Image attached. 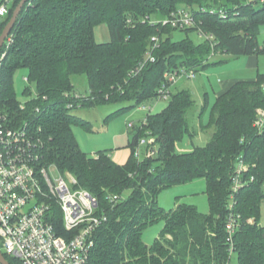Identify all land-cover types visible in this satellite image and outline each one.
<instances>
[{"label":"trees","instance_id":"trees-1","mask_svg":"<svg viewBox=\"0 0 264 264\" xmlns=\"http://www.w3.org/2000/svg\"><path fill=\"white\" fill-rule=\"evenodd\" d=\"M20 1L16 0L0 26V35ZM181 11L195 18L194 26L163 25L162 21ZM101 24L110 30L108 43L96 40L95 28ZM263 26L264 2L260 0H30L26 4L0 70V106L13 126L28 123L41 129L38 135L46 143L47 165L62 174L70 172L80 188L98 198L108 220L95 233L89 264H230L233 255L237 264H264V226L260 224L264 133L254 127L258 110L264 108V74L255 81L238 82L215 98L207 126L201 125L209 131V141L190 153L176 151L178 142L193 135L188 114L196 102L190 88L173 92L163 111L148 114L146 123L133 129L125 165L117 164L107 151L95 156L82 151L73 130L88 124L71 114L74 109L107 103L126 104L117 114L129 112L157 98L167 72L191 68L198 72L211 66L213 53L233 58L262 55ZM177 32H184L186 38L177 41ZM192 33L205 37V43L195 45ZM155 36L160 45L153 54L156 61L131 75L145 61ZM5 50L6 45L1 52ZM18 69L27 70L28 82L36 87L34 94L26 92L32 97L25 109L14 86ZM74 75L86 76V93L76 91ZM71 103L74 108H69ZM207 107L205 100L201 116ZM139 138L157 147L155 157L136 158ZM241 158L249 170L236 195L234 211L241 217L231 255L227 222L233 176ZM199 179L206 180L209 214L187 204L168 212L160 206L161 192ZM111 195L122 200L114 205ZM53 216L63 234L57 207ZM160 222L164 224L160 236L147 245L144 233Z\"/></svg>","mask_w":264,"mask_h":264},{"label":"built area","instance_id":"built-area-1","mask_svg":"<svg viewBox=\"0 0 264 264\" xmlns=\"http://www.w3.org/2000/svg\"><path fill=\"white\" fill-rule=\"evenodd\" d=\"M15 2L16 0L0 2V26L7 20ZM162 23L173 27H192L195 25V18L181 11L179 15ZM199 31L202 36H209L206 32ZM12 42L13 37L10 35L5 43L6 50L0 52V70ZM151 42L152 47L147 52L145 61L131 75H138L149 62L156 61L153 54L160 47L159 38L155 36ZM196 79L195 68L167 72L166 81L158 90L156 99L169 100L178 81ZM76 96L80 99V96ZM21 107L25 109V103ZM69 108H74V104H69ZM148 111L149 114L152 113L153 108H148ZM37 112H40V108H37ZM146 120L147 117L141 125ZM254 127L259 134L264 133V108L258 110ZM40 131L41 129L37 131L28 123L21 127L13 126L11 118L0 106V242L3 245V250L0 248V251L5 252L3 255L6 258H13L19 264H89L95 245V233L107 222V214L101 212L97 197L88 190L76 187L75 178L62 173L58 180L51 177L50 172L55 167L45 162L46 143L39 137ZM149 144V139L139 138L135 150L139 161L156 156L157 147H150ZM248 170V164L241 158L233 176L227 222L228 240L232 243L231 255L234 252L232 238L241 217L234 211L235 200L245 185L242 178ZM109 200L115 205L122 197L111 195ZM56 207L62 214L63 234L58 232L57 220L53 216Z\"/></svg>","mask_w":264,"mask_h":264},{"label":"rangeland","instance_id":"rangeland-1","mask_svg":"<svg viewBox=\"0 0 264 264\" xmlns=\"http://www.w3.org/2000/svg\"><path fill=\"white\" fill-rule=\"evenodd\" d=\"M95 36L98 43H108L111 40L110 30L106 24L98 25L95 28ZM184 38H186L184 32H177L175 34L177 41ZM190 38L195 45L205 43V37L200 36L199 33H192ZM259 42L264 46V26L261 28ZM250 56L233 58L229 55H213L210 59L211 61H209L210 63L214 64L219 60H224L225 62L216 65L211 64L207 68L198 69L197 79L193 82L189 81L188 86L195 92L194 100L196 102L195 107L188 114V121L193 135H186L182 141L177 143L176 151L178 153H190L197 147H205L207 145L210 137L209 131L205 130V128L203 129L201 125L207 126L209 122L211 109L220 85L222 81L230 78L247 79L252 73H255V69L249 68L251 66L249 63L251 62H248L246 59ZM258 57L260 60V71L264 72V54ZM26 79H28L27 70L18 69L14 73L15 91L17 99L21 103H27L31 99V95H26L28 90H31L33 94L36 91L35 84H30ZM72 83L77 92L86 93L88 91L89 86L86 76L74 75L72 77ZM205 100H208V107L201 116V109ZM168 103L169 100L167 99H153L146 103L147 111L145 112L149 114L148 108H153V113L161 112L166 108ZM124 106L126 104L107 103L92 108L83 107L71 111L72 115L81 118L88 124V128L76 126L73 130L82 151L90 156H95L100 151H107L113 159L124 152L128 153V149L130 151L128 137L134 129V127H128L130 122H128L127 117L130 113L117 114ZM66 174L75 178L70 172L64 173L65 176ZM50 175L54 180H58L61 173L57 169H53ZM76 187L80 188L78 185ZM206 190V180L199 179L189 184L166 189L158 196V202L167 212L175 209L179 204H187L197 207L200 213L207 215L210 212V205ZM251 222L254 223V219H251ZM260 223L264 226V200L261 204ZM161 228V222L148 228L143 236L144 242L147 245H152L158 238ZM0 248L3 250L1 242ZM230 264H237L236 255L232 256Z\"/></svg>","mask_w":264,"mask_h":264},{"label":"crops","instance_id":"crops-1","mask_svg":"<svg viewBox=\"0 0 264 264\" xmlns=\"http://www.w3.org/2000/svg\"><path fill=\"white\" fill-rule=\"evenodd\" d=\"M246 59H247L248 62H251V63H249V65H251V66H249V68L255 69V73H252L251 76L248 77L247 79H241V78L233 77V78H230V79H228L226 81H222V83L220 85V88H219V91L217 92L216 97H219V96L223 95L224 93H226L227 91H229L238 82H241V81H255L257 79L258 74H264V72L260 71V68H259L260 60H259L258 56L252 55L250 57H247ZM191 82H193V81H191ZM188 83H189V81L180 80V81L177 82V85L174 87V90H180V89H184V88H191V87L188 86L189 85ZM193 94H195V92H193ZM146 103H144V104L136 107L135 109L129 111L130 114L128 113L129 115H128L127 118H128V122H130V123H129L128 127H130V125H132L134 127V129H135L136 127H139L142 124V122L146 119V117L148 116V114L145 112V111H147V109L145 108ZM132 131L130 132L129 137H128V144H130ZM130 155H131V150L129 151V149H128V153L124 152L123 154H120V155L116 156L115 159H113V158L112 159L119 165H125L128 162V160L130 158ZM261 226H262V224H261ZM163 228H164V224L162 223L161 231L163 230ZM161 231L159 232V236H160Z\"/></svg>","mask_w":264,"mask_h":264},{"label":"water","instance_id":"water-1","mask_svg":"<svg viewBox=\"0 0 264 264\" xmlns=\"http://www.w3.org/2000/svg\"><path fill=\"white\" fill-rule=\"evenodd\" d=\"M30 0H21L20 3L17 5V7L14 9L12 16L9 20V22L4 27L1 35H0V52L3 49L6 40L11 35L24 7ZM0 262L3 264H10L7 258L3 255V253L0 251Z\"/></svg>","mask_w":264,"mask_h":264}]
</instances>
